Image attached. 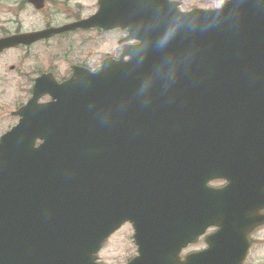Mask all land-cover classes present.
<instances>
[{
    "label": "water",
    "instance_id": "1",
    "mask_svg": "<svg viewBox=\"0 0 264 264\" xmlns=\"http://www.w3.org/2000/svg\"><path fill=\"white\" fill-rule=\"evenodd\" d=\"M121 9L100 4L88 24L127 29L139 43L129 61L74 73L0 137V264H95L126 222L150 264H240L264 223V0ZM215 178L228 185L207 188ZM218 216L244 229L179 262ZM191 224L200 228L181 229Z\"/></svg>",
    "mask_w": 264,
    "mask_h": 264
},
{
    "label": "flooded vegetation",
    "instance_id": "2",
    "mask_svg": "<svg viewBox=\"0 0 264 264\" xmlns=\"http://www.w3.org/2000/svg\"><path fill=\"white\" fill-rule=\"evenodd\" d=\"M166 1L178 3L182 10L178 0ZM73 2L74 0H0V41L4 42L0 59L9 57L10 60L5 68V77L2 78L4 83H0V94L9 88L15 92V96L23 97L15 109L9 112L10 118L15 119L14 124L18 121L16 113L33 97H37L36 104L48 103L53 94L52 88L68 82L74 73H84L87 76L97 73L107 59L115 62L127 60L122 53L136 42L128 41L126 30L106 29L104 20L100 17L98 24H88L100 10V4L106 14L121 13L122 7H130L137 13L138 7L149 5V0H94L91 11L87 13L81 0V3ZM90 2L91 0L89 4ZM28 16L30 19L26 21ZM106 35L116 36L115 45L110 42L107 46V51L111 52H105ZM225 185L226 182L219 179L208 183L212 188H222ZM257 213L264 216V207L258 209ZM182 220L191 221L187 217ZM217 220L219 222L208 227L194 244L187 245L178 252L180 260L190 253L205 249L206 237L218 231L222 230L230 235L233 231L244 229L239 225H228L232 223L231 218L218 216ZM187 229L194 231L197 228L195 224L182 227L184 231ZM130 232L132 239L135 233L132 226ZM262 233L264 224L250 230L247 235L248 250L241 264H249L255 247L264 245V238H258ZM132 244V254L124 264L138 258V249L133 239ZM99 253L95 263L106 264ZM151 261L147 257L136 264H150Z\"/></svg>",
    "mask_w": 264,
    "mask_h": 264
},
{
    "label": "rangeland",
    "instance_id": "3",
    "mask_svg": "<svg viewBox=\"0 0 264 264\" xmlns=\"http://www.w3.org/2000/svg\"><path fill=\"white\" fill-rule=\"evenodd\" d=\"M74 0V2H80L83 5V9L88 13L91 11V5L94 0H91L89 4V0ZM181 4V9L184 11L190 10L192 8L199 9H213L215 7H220L225 0H178ZM73 2V3H74ZM72 4V3H71ZM28 15L29 13L26 12ZM30 17L26 18L28 21ZM116 36L114 35H106L105 36V52L107 51L108 44L110 42L114 43V39ZM97 52V51H96ZM7 58L0 59V83L3 84V77H5V68L7 64H10V60ZM94 59V58H93ZM15 92L10 90L3 91V94H0V136L8 131L15 124V119L10 118L9 112L14 110L18 103L23 100V97L15 96ZM258 238H264V233L260 234ZM133 251V244L131 240V232L128 226L121 228L118 232L112 235L106 244L104 245L102 251L100 252V256L104 263L106 264H124L130 257ZM254 255L249 262V264H264V245L256 246L253 250ZM257 258V262L255 259Z\"/></svg>",
    "mask_w": 264,
    "mask_h": 264
}]
</instances>
